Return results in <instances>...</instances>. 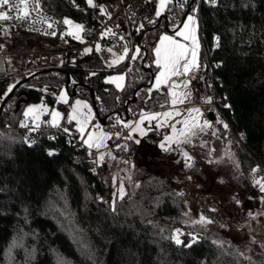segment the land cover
Segmentation results:
<instances>
[{
    "label": "trees",
    "instance_id": "trees-1",
    "mask_svg": "<svg viewBox=\"0 0 264 264\" xmlns=\"http://www.w3.org/2000/svg\"><path fill=\"white\" fill-rule=\"evenodd\" d=\"M40 1L59 17L76 15L65 0ZM190 2L167 4L171 27ZM193 9L201 58L207 55L213 66L220 107L214 119L227 125L222 131L232 138L239 168L252 185L259 173L258 180H264V0H194L189 12ZM155 14L154 22L157 10ZM163 29L160 23L134 28L127 38V56L115 64L91 49L75 63L45 66L51 68L23 81L7 99L0 112V264H264V225L241 226L255 239L241 243L227 237L222 227L193 224L181 213L185 199L179 183L159 159L149 153L142 156L152 144L157 154V136L149 129L138 140L128 138L127 120L148 109L154 94L164 90L145 83L150 68H158L154 46ZM135 46L139 50L133 55ZM15 60L0 83L9 78L15 83L44 68ZM114 70L126 71L122 86L106 79ZM67 72L70 84L84 83L77 85L78 92L91 98L90 88L95 90L96 112L107 115L105 125L112 129L110 142L125 140L121 146L137 158L140 183L114 203L103 176L108 160L93 158V150L78 137L74 120L65 116L53 126L42 118L39 127L20 120L24 97L53 103ZM178 230L181 244L175 242Z\"/></svg>",
    "mask_w": 264,
    "mask_h": 264
},
{
    "label": "rangeland",
    "instance_id": "rangeland-1",
    "mask_svg": "<svg viewBox=\"0 0 264 264\" xmlns=\"http://www.w3.org/2000/svg\"><path fill=\"white\" fill-rule=\"evenodd\" d=\"M157 12L159 9V0L156 3ZM166 12V10L160 11ZM192 15L195 17L198 25V18L194 11L189 12L183 21L182 25L175 31L163 29L157 42L154 46V52L157 47L160 46L161 38L165 35L172 37L180 43L187 44L191 47V40L185 41L182 36L176 33L183 30V25L187 23V17ZM164 20L160 23L164 25ZM154 23V22H153ZM79 24V23H77ZM73 29L76 34H79V30ZM196 27V37L199 42L197 62L201 60V37L198 31V26L189 24V33L191 29ZM129 47H127L128 53ZM138 46L133 49V55L138 52ZM125 52V51H124ZM122 52L121 55L124 54ZM120 55V56H121ZM156 53L154 60L156 61ZM119 57L106 58L108 64H112L113 61H118ZM183 63V62H182ZM161 71L157 68L154 71L153 87L155 86L156 77ZM189 72L179 76L172 77L167 84H162L159 89H164L169 97V104L164 106L160 111L143 109L139 114L132 116L127 120L128 136L138 140L142 135L139 131H136L137 124L140 122L142 115H151L155 113L170 112L172 115L167 118V123L163 124L164 117L160 116L157 119L149 121L144 119L143 124H140V128L144 130V133H148L151 129L155 136V153L154 150H142V156L146 153L153 155L152 157L159 159L158 161L164 167L165 171L169 173L178 183L179 190L183 193L185 199V206L182 208L181 213L184 214L193 224L199 225L201 216H204L212 223H206L208 227H222L227 232V237L245 243L250 239L254 241L252 237L248 236V233L241 230V226L247 224L249 227H259L255 223L264 225V192H261L260 186L255 183L258 180L259 174L255 175V179L250 184V181L245 177L238 165V158L236 157L233 146L232 138L223 133V127L220 125L218 119H212L207 116L202 109L200 103L193 98V91L191 86V79ZM123 76L124 79L113 80V78ZM127 73L125 70H114L106 75V79L112 81L115 85L122 86L126 81ZM14 79L9 78L5 82L0 83V96L5 95L8 89L14 84ZM72 84H70L71 88ZM175 93V96H173ZM66 96L67 103L60 98ZM173 99L177 102L172 103ZM80 101L81 105L78 107L76 102ZM43 105L47 111L39 113V119L35 118L36 113L26 115L28 109L33 106ZM87 105V107H84ZM78 107L77 120L84 122L87 120L85 126V132L83 134L78 130L77 120H74V126L78 131V137L85 141L88 139L90 133H94L96 137H102V146L97 148L95 146L89 147L93 150V158L97 162H101L103 159L108 160V168L104 172L103 176L105 182L109 185L112 196L111 203H114L116 197H121V189L123 190V196L138 186L140 183L139 177L136 174V162L137 158L135 154L129 152L125 147L121 145L125 143V140H114L110 142L112 136V129L110 126L105 125L97 115L95 106L91 98L83 92L76 91L71 94L69 90L64 86L58 93L57 98L53 103H49L45 100H27L22 106L21 122L25 123L29 119H33L35 124H39L42 118L52 123V112H59L61 114V122L63 117L71 118L73 109ZM200 109L199 113L192 112V109ZM179 113V114H177ZM189 121V124L196 122L198 126L189 131L185 128L184 121ZM207 121V124H205ZM210 125V126H208ZM173 128L176 129L173 132ZM225 128V127H224ZM202 129V130H201ZM184 135H181V133ZM194 133V134H193ZM106 134V136H105ZM126 133H123V137ZM144 135V134H143ZM239 138L237 133H234ZM173 136V142L167 143L165 137ZM95 143V141H94ZM164 144L165 147H160ZM116 146L123 149L112 148ZM187 157H191L189 160ZM103 156L101 160L100 157ZM166 157L168 159H166ZM169 160V161H167ZM194 162L193 166L192 163ZM152 164V161L149 162ZM190 165V166H189ZM262 173V172H261ZM262 183L264 180L259 179ZM249 183V184H248ZM177 235V233H176ZM180 237V235H179ZM256 243V242H255ZM261 244V241L259 240ZM258 243V244H259Z\"/></svg>",
    "mask_w": 264,
    "mask_h": 264
},
{
    "label": "built area",
    "instance_id": "built-area-1",
    "mask_svg": "<svg viewBox=\"0 0 264 264\" xmlns=\"http://www.w3.org/2000/svg\"><path fill=\"white\" fill-rule=\"evenodd\" d=\"M65 1L75 9L76 15L63 13L59 17L43 7L40 0L38 5L34 4V0H28L29 15L25 19L16 18L15 8L0 9L8 11L13 17L0 21V80L9 76L16 57L35 68L75 63L88 49H99L108 58L120 57L127 48V38L131 36L132 30L154 22L158 0H93L96 7L90 6L87 0ZM66 19L72 21V25L65 24ZM77 23L83 25L77 34L80 39L69 34H76L72 27ZM13 38L14 41H10ZM217 41L216 37L215 43ZM198 64L200 66L191 68L188 74L193 98L200 103L205 113L213 109L217 116L220 107L217 103L213 66L207 55ZM168 104L167 93L158 91L150 101V110L160 111ZM27 125L35 127L36 124L31 118Z\"/></svg>",
    "mask_w": 264,
    "mask_h": 264
},
{
    "label": "snow or ice",
    "instance_id": "snow-or-ice-1",
    "mask_svg": "<svg viewBox=\"0 0 264 264\" xmlns=\"http://www.w3.org/2000/svg\"><path fill=\"white\" fill-rule=\"evenodd\" d=\"M39 0H34V4L38 5ZM172 0H159V9L160 11H163L165 9V7L167 6V4L171 3ZM212 2H214V0H212ZM87 3L92 6V7H96L95 4H93V0H87ZM22 6V7H21ZM15 8L16 12H17V19H25L28 17L29 15V6H28V0H16V2H14V0H0V9H4V8ZM33 11L36 10L35 7H33L32 9ZM103 11V9H102ZM160 11L157 12V15H160ZM193 11H195V9H193ZM13 17L11 15H9L8 11H0V21H5V20H10ZM187 23H185L183 25V30L176 33L179 36H182L183 39L185 41L191 40V47H189L187 44L184 43H180L178 41H176L175 39H173L172 37H169L167 35L163 36L161 38L160 41V46L157 47L155 49V53H156V66L158 68L161 69V71L159 72V74L156 77V81H155V86L157 88H159L162 84H167L168 81L174 77V76H179L182 74H186L188 73L191 68L193 67H199L200 65L197 62V56H198V49H199V42L198 39L196 37V27H193L191 29V33H189V24H192L194 26H198L197 25V21L195 19L194 16L189 15L187 17ZM65 24L68 25H72V21L70 20H65L64 21ZM75 28L77 30H82L83 25L77 24L75 25ZM70 35H74L76 39H80V36L75 34V33H69ZM107 33H105L106 35ZM218 39V38H217ZM99 50V49H97ZM87 51H91V49H88ZM138 51V50H137ZM125 56H127V48H125V52L123 55H121L119 57V60H123L125 58ZM119 61H113V64L118 63ZM183 62V63H182ZM124 77L120 76V77H116L113 78V80H123ZM14 87V86H12ZM117 87H119V84H117ZM8 91H11V87L8 89ZM173 96H175V93H173ZM61 100H63L65 103H67V98L66 96H62L60 98ZM177 101L175 99H173L172 103L175 104ZM210 102V101H209ZM77 106L79 107L81 105L80 101L76 102ZM78 107L73 109V114L71 115V120H77V112H78ZM84 107H87V105H84ZM43 111H47V109L43 106V105H39V106H33L31 108L28 109V112L26 113V115L29 114H34L36 113L35 118L38 120L39 119V113L43 112ZM192 112L195 113H199L200 109H192ZM179 114V113H177ZM172 115V113L170 112H165V113H155V114H151V115H142V118L140 120V122L137 124L136 127V131H139L141 133V135L145 134L144 130L142 128H140V124H143L144 119H148L149 121L153 120V119H157V117H164V120L162 121L163 124L167 123V118L170 117ZM61 119V114L59 112H52V123L53 126H58V121ZM78 123V130L80 131L81 134H83L85 132V124L87 123V120H85L84 122H80L79 120H77ZM185 124V128L188 129L189 131H191V129L196 128L198 126V124L196 122H193L191 124H189V121H184ZM205 124H207V121H205ZM26 126V125H23ZM210 126V125H208ZM37 127H39V124H37ZM125 127H131V125H125ZM225 128H227V125H224ZM202 130V129H201ZM65 131H67V129H65ZM176 129L173 128V132H175ZM194 134V133H193ZM181 135H184V133L182 132ZM106 136V134H105ZM129 139H131L132 137L129 136ZM102 137H96L94 133H90L88 136V139L85 141V143L88 144L89 147H101L102 146ZM174 137L173 136H167L165 137V141L167 143H171L173 142ZM95 141V143H94ZM137 143H139V141H136ZM160 147L164 148L165 145L161 144ZM185 156L187 157V153H185ZM189 160L191 159V157H187ZM100 159H103V156L100 157ZM190 166V165H189ZM258 169H254V171H257ZM255 183L257 185L260 186V190L261 192H264V183H262L260 180H256ZM121 198H123V190L121 189ZM199 223L202 224H206V223H212L213 221L201 216L199 221H197ZM179 230L177 231V236L175 237V242L177 244H181L183 243V241H181L179 239ZM195 242V240L193 241ZM190 246V245H188ZM61 264H63V262H61Z\"/></svg>",
    "mask_w": 264,
    "mask_h": 264
},
{
    "label": "water",
    "instance_id": "water-1",
    "mask_svg": "<svg viewBox=\"0 0 264 264\" xmlns=\"http://www.w3.org/2000/svg\"><path fill=\"white\" fill-rule=\"evenodd\" d=\"M194 0H191V2L188 4L184 14L182 15L180 21L178 22V24L174 27H171L169 25V20H168V13L167 12H160V15H158V20H157V23H160L161 22V19L162 17L165 18V22H164V25L163 27L165 29H168L170 31H175L177 30L183 23V21L185 20L186 16L188 15L189 11H190V8H191V4ZM144 61V58H142V62ZM148 68H150L149 66H147ZM51 67H44V68H41V69H37V70H34L32 72H30L29 74H27L26 76H23L21 78H19L12 86L14 87H11V91H8L3 97H2V100L0 102V112L2 111L3 107H4V104L5 102L7 101V99L15 92V90L21 85V83L23 81H25L26 79L30 78L33 74L37 73L38 71H41V70H45V69H50ZM55 69H57L58 67H54ZM151 70V76H150V79L148 82H145L146 84H151L154 80V71L150 68ZM70 82H71V76H70V73L67 72V80H66V83H65V87L69 90V92L71 94L75 93L77 91V85L78 84H84V83H80V82H76V83H73L71 88H70ZM140 87V85L136 86V88L134 89V93H133V96L132 98L135 99L136 98V91L137 89ZM90 91H91V100L95 106V110H97V104H96V93H95V90L93 88H90ZM30 97L27 95L24 97V100H29ZM129 98L128 100L126 101L125 105H126V115L124 116L125 118H127L129 116L128 114V102H129ZM120 115H122V111H119ZM97 115L98 117L103 121L105 122L106 120V117L107 115H104V116H101L98 112H97ZM207 116L211 119H214L216 117L213 109H210L207 111Z\"/></svg>",
    "mask_w": 264,
    "mask_h": 264
},
{
    "label": "flooded vegetation",
    "instance_id": "flooded-vegetation-1",
    "mask_svg": "<svg viewBox=\"0 0 264 264\" xmlns=\"http://www.w3.org/2000/svg\"><path fill=\"white\" fill-rule=\"evenodd\" d=\"M157 20H158V18H157ZM157 20H156L154 23H157ZM162 20H164V21H165V18H164V17H162V19H161V22H162ZM164 21H163V22H164ZM161 22H160V23H161ZM154 23H151L150 25H153Z\"/></svg>",
    "mask_w": 264,
    "mask_h": 264
},
{
    "label": "crops",
    "instance_id": "crops-1",
    "mask_svg": "<svg viewBox=\"0 0 264 264\" xmlns=\"http://www.w3.org/2000/svg\"><path fill=\"white\" fill-rule=\"evenodd\" d=\"M165 92V91H164ZM168 95V94H167ZM168 99H169V97H168Z\"/></svg>",
    "mask_w": 264,
    "mask_h": 264
}]
</instances>
